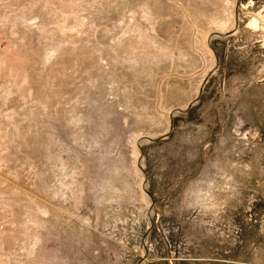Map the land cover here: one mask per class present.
I'll use <instances>...</instances> for the list:
<instances>
[{"label":"rangeland","instance_id":"1","mask_svg":"<svg viewBox=\"0 0 264 264\" xmlns=\"http://www.w3.org/2000/svg\"><path fill=\"white\" fill-rule=\"evenodd\" d=\"M0 264H264V0H0Z\"/></svg>","mask_w":264,"mask_h":264},{"label":"water","instance_id":"2","mask_svg":"<svg viewBox=\"0 0 264 264\" xmlns=\"http://www.w3.org/2000/svg\"><path fill=\"white\" fill-rule=\"evenodd\" d=\"M190 104V103H189Z\"/></svg>","mask_w":264,"mask_h":264}]
</instances>
